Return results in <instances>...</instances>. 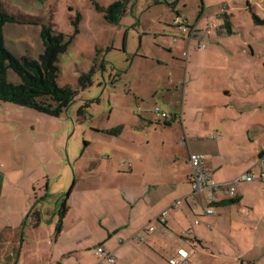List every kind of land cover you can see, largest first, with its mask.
<instances>
[{"label":"rangeland","instance_id":"374dc122","mask_svg":"<svg viewBox=\"0 0 264 264\" xmlns=\"http://www.w3.org/2000/svg\"><path fill=\"white\" fill-rule=\"evenodd\" d=\"M113 1L2 0L4 11L12 17L3 28L5 45L18 57L38 58L43 51L40 32L44 23L56 33L73 35L67 50L59 55L57 83L79 90L75 102L58 117L0 100L2 225L19 220L28 196L33 194V184L40 194L48 193V205L56 204L59 198L60 208L75 174L87 177L90 174L85 169L95 162H107L111 151L145 152V166L173 163L168 148L179 130L169 125L153 126L159 119L156 107L167 108L159 87L163 81L170 82L172 67L173 87L179 89L173 101L178 107L186 72V104L194 98L204 100L195 115L238 117L228 125H233L244 153L250 151L252 159H259V144L264 142V0H129L127 12L117 23L97 7H107ZM178 12L196 29L190 50L187 34L173 24ZM198 40L204 45L198 51L207 52V58L195 64L191 58L187 63L185 53L194 51L192 45ZM203 67L205 78L191 76L190 71ZM91 70L92 85L80 89L79 76ZM9 79L20 80L12 71ZM226 87L231 88V97L225 95ZM213 101L221 103L217 110L207 106ZM86 104L84 113L79 114ZM249 127L257 140L248 138ZM134 130L140 141L129 138L128 132ZM113 131H124L128 138L112 140L109 132ZM204 138L212 140L211 136ZM179 143L186 142L178 140V152L182 149ZM32 210L27 218L33 217Z\"/></svg>","mask_w":264,"mask_h":264},{"label":"crops","instance_id":"0c3cea01","mask_svg":"<svg viewBox=\"0 0 264 264\" xmlns=\"http://www.w3.org/2000/svg\"><path fill=\"white\" fill-rule=\"evenodd\" d=\"M193 35L187 37L189 50ZM201 43V40L194 42L193 53H185L187 63L191 58L194 64L206 60L208 53L198 51ZM190 72L191 76L200 74L205 78L206 67ZM169 73L170 82L163 81L159 87L167 108L158 107L168 117L158 116V123L153 126L169 122L168 128L179 130L168 148L173 163L145 166L142 162L145 152L111 151L107 162H95L85 169L90 174L87 177L75 174L66 197L68 210L59 231V198L56 204L48 205V193L40 194L33 184V194L28 196L19 220L13 224L0 223V264H100L94 252L98 244L114 253L115 264H168V259L180 256V250L187 252L189 264H264V164L252 159L250 151L244 153L236 140L234 127L228 123L238 117L195 115L204 100L194 98L186 104L184 99L189 93H186V72L179 108L176 100L173 101L179 92L177 86L173 87V67ZM180 78L177 76V81ZM159 88L154 90L157 94ZM231 92L230 87L224 88L226 96L231 97ZM220 105L213 101L207 106L217 110ZM250 131L249 127L248 138L257 140ZM109 134L118 142L128 136L134 142L140 141L135 130L128 132V136L124 131ZM204 135L211 136L212 140L207 142ZM182 138L186 143H179L182 149L178 152V140ZM263 143L259 144L260 150L258 146L255 148L259 158L264 154ZM195 152L205 155L206 164L218 181H228L245 172L260 178L241 182L234 198L221 194L213 206L214 212L206 214L203 207L209 206L210 190L201 196L193 194L189 181L192 172L189 155ZM139 173L141 177L137 179ZM85 180L88 182L84 185ZM177 201L180 203L176 204ZM31 209L43 211L38 224L33 217L27 218ZM164 210H167V219L160 223L157 216ZM196 219L200 221L197 223ZM150 226L154 229H149Z\"/></svg>","mask_w":264,"mask_h":264},{"label":"trees","instance_id":"16d2710c","mask_svg":"<svg viewBox=\"0 0 264 264\" xmlns=\"http://www.w3.org/2000/svg\"><path fill=\"white\" fill-rule=\"evenodd\" d=\"M128 4L129 0H114L107 7L101 5H97V7L106 13L108 20L117 23L127 12ZM9 21H12V17L4 11L3 2L0 0V100L14 102L53 116H60L75 102L79 93L78 89L70 85L59 86L57 83L59 55L67 50L73 35H66L63 32L56 33L50 25L44 23L40 32L43 51L38 58L28 55L18 57L5 45L3 28ZM228 29L230 32L231 28L228 27ZM67 37L68 39H66ZM9 71L19 77V82L9 79ZM92 75L93 70L79 76L80 89L92 85ZM86 106L87 104L80 108L79 114L84 113ZM168 124L169 122H165V125ZM69 193L70 191L65 194L60 203L58 231L62 227L63 216L68 210L66 197ZM31 216H33L34 223L38 224L43 218V211L35 209Z\"/></svg>","mask_w":264,"mask_h":264},{"label":"built area","instance_id":"2783aa9c","mask_svg":"<svg viewBox=\"0 0 264 264\" xmlns=\"http://www.w3.org/2000/svg\"><path fill=\"white\" fill-rule=\"evenodd\" d=\"M174 26H177L183 35L187 34V37L190 38L191 35L196 31L195 28H191L186 19L179 16L173 22ZM211 27H214L211 24ZM177 40V37L174 38ZM201 47H204L201 44ZM187 54V53H186ZM155 112L161 118H167L168 115L166 112L160 111L158 107H156ZM185 140V139H184ZM189 162L192 165V172L189 177L190 184L192 186L193 194L200 195L207 189L210 190V193L207 195V200L209 206H204L203 210L206 214H212L214 212V204L219 201L221 194L225 195V197L234 198L237 195V188L239 184L243 181H253L260 178V176L255 175L252 172H245L231 180L228 181H218L216 180L211 173V169L206 164V157L203 153H190ZM259 164H264V154H262L259 158ZM264 176V172L262 173ZM180 203L177 201L176 204ZM167 219V210L162 211L158 216L157 220L160 223H165ZM200 220L196 219L198 223ZM149 229L153 230L154 227L150 226ZM95 254L100 260V264H115L116 258L113 252L106 249L103 245L98 244L94 249ZM1 255V250H0ZM170 264H189L187 252L184 250H180L179 257H172L169 259Z\"/></svg>","mask_w":264,"mask_h":264}]
</instances>
